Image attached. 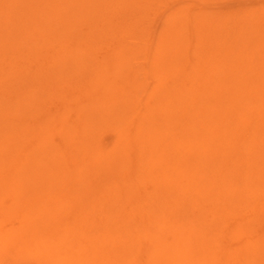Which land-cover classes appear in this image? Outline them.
I'll return each instance as SVG.
<instances>
[{"label": "bare ground", "instance_id": "bare-ground-1", "mask_svg": "<svg viewBox=\"0 0 264 264\" xmlns=\"http://www.w3.org/2000/svg\"><path fill=\"white\" fill-rule=\"evenodd\" d=\"M138 1L22 3L40 7L21 11L32 18L19 21L21 38L17 10L11 22L0 8L9 25L0 29V219L14 213L35 238L46 232L40 239L50 241L36 248L46 264H262L264 68L249 63L248 42L235 43L241 33L229 37L240 48L220 51L224 60L207 46L198 63L174 50L134 63L119 23L131 29L125 17L142 9ZM47 92L64 103L59 122L48 117L52 96L30 125V106L40 109Z\"/></svg>", "mask_w": 264, "mask_h": 264}, {"label": "rangeland", "instance_id": "rangeland-1", "mask_svg": "<svg viewBox=\"0 0 264 264\" xmlns=\"http://www.w3.org/2000/svg\"><path fill=\"white\" fill-rule=\"evenodd\" d=\"M0 1H1L0 2L1 3L0 8L2 7L1 11H2L3 16H5L7 14V17H8L7 20H9V18H10L11 22L18 20L17 21V23H18L17 27L20 26V24H21V23L19 24L20 20L26 19L25 22H30L29 20L32 19V18L30 19L29 16H28V18H24V15H22L23 12H21V11H25V13H26V11L29 12L31 9L33 10L34 8L37 9L38 7H40V6H38L40 0L39 1L34 0V3L35 2L38 3V4L36 3V5L38 7L36 6V7H31V8H28V7L29 6H35L34 4L31 5L33 0H29L30 2H28V3L25 2V0H22V1H20V0H4V1L0 0ZM26 1H28V0H26ZM140 1H138V2H140ZM22 3L25 5H28L30 3L27 7L28 10L26 9V7L25 8L23 7L24 5ZM142 3H143V5L141 6L142 9L138 8V10L136 12V16H134L132 18V16L135 14V13H133V14H130V18L125 17V22H127L128 19L133 20V26H131V29L134 28L136 30L129 29V31L127 32V30H128L127 29V30L123 31V29L125 28L124 23L123 22L119 23V24H121V29H119L120 32L122 30L120 35L123 34L122 36L125 39L124 40L125 43L127 42L126 44H128L129 46L131 45L132 47L135 46L136 51H135V49H134V51L137 53V56L135 59L136 61H134V63H136L137 61L139 63L142 62V58H144V60H145L147 56L153 57L156 50H159V51L160 50L161 51L162 50H171V52L173 50L174 51H181V54H180L181 57L187 58V54H189L188 58L190 57L191 60L193 59L192 60L193 63H198L199 60H197V57L200 58V55H201V60L203 59L202 61L208 60V57H210L209 55L212 53V52L210 53L209 50H212L215 52L219 51L218 54L222 55L221 53H223V52L227 53L224 49V46H226V48L229 44L231 46L232 45L237 46V44L240 41V44L243 42L242 43L243 45H245L244 44L245 42H248V45L250 44V47L252 49L251 50L252 56H249V55H251L249 53L247 58L250 57L249 63L252 64V62H253V65L256 62V64L254 66L250 64L254 68V71L257 72L258 71L257 69L261 70L262 68H264V64H262V61H264V0H147V1L142 0ZM139 4L141 5V3H139ZM6 5L7 6L11 5V6L8 7V9H7ZM4 6H6V7H4ZM21 6L25 10L24 9L22 10V8L20 9ZM10 9H13V10L16 9L17 11L15 10L16 11L15 13H17V14H19L21 12V16H20V14H19V17L17 16V14L16 15H15V13L13 14L12 13L13 10L10 11ZM119 10H120V8H119ZM3 11H5V13ZM35 11L36 10H34V12H33L34 15H36ZM120 11H123V9H121ZM11 13L16 17V20H14L15 17ZM2 14H1V16H2ZM30 16H32V14H30ZM2 17L0 18L1 19L0 20V25H1L0 29L4 30V28H6V26L8 27L9 25L6 24V26H5L4 22H6L7 20L5 19V17H4L5 20H3ZM23 20L20 22H22V24H21L22 27H25L26 24ZM27 26L30 27L32 25L27 24ZM17 29H18L17 35L20 36V38L23 37V33L21 31V26L18 27ZM35 31L36 30L33 31V27H32V33ZM19 32H21L22 34H20ZM38 32H40V31L38 30ZM128 33H129V36H127ZM237 33H241V34L239 35ZM170 35H172V36H170ZM235 35L236 36L239 35L240 38L242 37V40L241 39L238 40L237 38H239V37H236ZM211 36L213 37L212 38L213 41H216L215 43L212 41ZM244 36H245V39H243ZM171 37H172V40H171ZM226 37H228V38H226ZM229 37L230 38L232 37L233 39L236 38V40H238V41L236 42L235 39H234V41L237 44L236 45L231 44V42L233 43V41H232L233 39H229ZM217 38H219V39H217ZM223 39H224V41H223ZM225 39L226 40L228 39L227 40V42H229L228 44H227ZM218 40H220L221 42ZM205 44H206V46H205ZM210 44L213 45L212 47L215 46L216 49H218V50H216V49L213 50L215 47L211 49ZM240 44H238V45L240 46ZM128 45H126V46H128ZM200 45L202 47L205 46L206 48L204 49V47L202 48ZM209 45H210V47H209ZM207 46H208L209 50L207 49ZM239 46H237V48H240ZM204 50H206V51L204 52ZM226 50L230 51V47L227 48ZM220 51H222V52L220 53ZM104 52L105 51H102L101 52L102 54L99 53V54H97V56L103 57ZM162 52H164V51H162ZM201 52H202V54H201ZM215 52H214L215 57H218V56H216L217 53H215ZM3 53L1 52V54L4 55L3 58H6L7 52L3 51ZM196 53L199 54V56H197ZM191 55H193L194 57L193 56L191 57ZM225 55H224V57H225ZM221 57L223 58V55ZM28 58H30V57H25V59L23 60L24 61L23 63H25L26 65L29 64L32 66L33 62L32 63L30 62V60H32V58H30V59H28ZM194 59H196V61ZM221 59H219V60H221ZM223 60H224V58H223ZM227 60H229V59H227ZM227 60H226V62H227ZM172 62L177 64V60L172 61ZM226 62L224 63L225 65H226ZM230 63H231V61H230ZM235 63H237V61ZM235 63H233L232 65L234 66ZM176 67H177V65H176ZM189 67H190L189 64H186V72L187 73L190 72ZM237 67L238 66L235 65V67L231 68L229 65V68L232 69L233 71L237 70L236 69ZM260 67H262V68L260 69ZM168 69L175 70V67L169 65ZM230 69H229V71H232ZM239 73L244 74L245 72L243 73L242 71H240ZM257 73L264 75V72L258 71ZM246 76H247V74H246ZM260 77H261V75H260ZM262 77H264V76H262ZM262 79H264V78H262ZM149 80L148 81L151 84L155 83L154 79L152 77L149 78ZM262 83H264V81H262ZM59 89L60 88H58V90H57L58 91L57 95L59 93H61L60 92L61 90L63 92L65 91L64 88L60 89V90ZM96 90H98V89H96ZM68 91L70 93L72 92V90H69V89H68ZM110 91H113V90L110 89ZM110 91H109V93H111ZM67 92H64V94ZM77 93H79V91ZM77 93H74V94H76V97L74 95L75 99L78 97ZM88 93H89V91H88ZM102 93H99V95H102V97H103L104 94H102ZM55 94L49 95V92H47L45 97H44V95H41V98H43V100L41 99L42 101L40 100L42 102V103L40 102L41 108L39 109L37 106L35 107L34 105H38L39 103L37 104V102L36 103L33 102V105L30 106L31 111L29 110V113L31 115L32 114H34V115H32V116L28 115V118L30 120L27 119V117H25V118H23V121L29 120V123L31 125L32 124L31 122H33L35 120L34 117H36V116L43 117V115H41V114L44 112V110L46 111V109L50 110V107L48 108V105L49 106L51 105V103L48 104L47 102H46V104H47L46 105L44 98H47V100H49ZM69 95L67 97H69ZM54 97H53V99L49 100V101H52V105H53V106H51V111H48V110L47 111L52 112L53 114L55 113L58 117V116H61V113L58 114L59 112H56V111H58V110H56V108L61 109V104L63 102L62 103L60 102L61 103L60 105L57 104V99L58 98L60 99L61 95H60V97H56V96H54ZM82 97H84L83 94H82ZM54 99H56V104L58 105V107L55 104ZM59 99H58V101H59ZM63 99L66 100L65 98H63ZM70 99L72 100V98H70ZM78 100L77 101L75 100L76 102L73 101L74 102L73 105H78L81 102V100L84 101V99H81L79 102H78ZM43 104H44V106H43ZM68 104H70V102ZM63 105H64V103H63ZM65 105L67 106V104H65ZM68 107H70V106H68ZM33 108H34V110H32ZM62 109H66V107H64ZM59 111H61V110H59ZM46 112H44V114H46ZM69 112L74 114V115L76 114L72 110H69ZM76 112L78 114V111H76ZM26 113L28 114V111ZM52 113L50 114L51 117L50 116H48V117L51 119V121H53L52 118H54L55 121H58V120H56L57 117L55 116V114L52 115ZM64 113H62V114H64ZM67 114L69 115L68 112H67ZM67 114H64L63 116L66 117ZM52 116H54V117H52ZM75 116L77 117V115H75ZM48 117H45V118H48ZM74 117L71 116V119L73 118V122L75 119L78 120V118L75 117V119H74ZM61 119H62V117H61ZM63 119H65V118H63ZM59 120H60V118H59ZM60 121H62V120H60ZM67 121H69V120H67ZM64 122L62 121V123H64ZM69 122H71V121H69ZM69 122H67V123H69ZM77 123H75V124H77ZM53 125L55 127V124H53ZM77 126H79V124ZM54 127H52V128H54ZM73 127H75V126L73 125ZM74 129H76V131L78 130L77 128H74ZM80 130H81V128L79 129V133H80ZM52 132H54V131H52ZM100 133H101V136L104 137V139H102L103 144H107L108 141L110 142L112 137L109 133H108L109 136L107 135V132H105L106 133L105 134V133L100 131ZM55 134H57V133L55 132L54 134L51 135V137L58 140V138H56L58 136V134L56 137H54ZM33 138H36V137H33ZM29 139H31V138L29 137ZM56 142L59 143V147H60L61 146L60 144H62L60 139ZM56 142H55V144H57ZM12 214L14 216V213H11L10 216H8V217L10 218ZM9 218L8 219L3 218L4 220L0 219V226H2L0 228V230L3 229L2 233L0 231V238L2 237V235L5 236V237H2L3 241H2V239L0 240V242H2L1 243L2 246L0 245V264H46V260H44V258L41 257L40 254H38L39 250H36V248L38 249V247L43 246L44 243L46 245L48 243V241H50L49 238L47 237V235L44 237V239H40V236H42L46 232L38 233L39 234L38 238H35V235H34L35 232L34 231L25 232L23 229H21L20 224L17 225L18 224L17 220H20V219L17 218L16 219L17 223H16L14 221V219H12V221H11V219H9ZM25 223H27V222H25ZM4 229H5V232L10 230L11 235L9 237L6 235V233H4ZM7 229H9V230H7ZM257 229L258 230L262 229L261 232L264 231V224H262V228L258 227ZM55 232H58V230L53 231V233H55ZM49 236L51 237V235H49ZM53 238H56L57 241L60 240V237L58 238V234L54 235ZM53 238L51 237V240ZM7 239H8V241H6ZM16 242H20V245L19 246L17 245V248H13V246ZM110 248H111V246L108 249H110ZM34 249H35V251H34ZM108 252H110V251H108ZM63 256L64 255L62 254V256H60V257L64 258L65 256L64 257ZM9 258H10V260H9ZM11 258H12V260H11ZM94 259H95V257H94ZM40 260H42V261H40ZM141 263L142 262H139V264H141ZM91 264H95V262H91ZM262 264H264V263H262Z\"/></svg>", "mask_w": 264, "mask_h": 264}]
</instances>
